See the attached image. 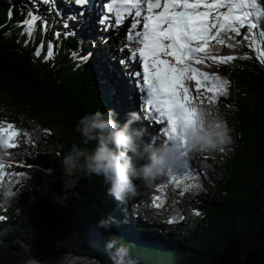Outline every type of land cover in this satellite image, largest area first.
<instances>
[{"label":"trees","instance_id":"trees-1","mask_svg":"<svg viewBox=\"0 0 264 264\" xmlns=\"http://www.w3.org/2000/svg\"><path fill=\"white\" fill-rule=\"evenodd\" d=\"M32 4L0 0V122L19 130L12 140L15 148H1L0 186L21 191L10 207H0L5 216L0 220V264L65 251L114 264L112 251L105 248L110 239L127 250L122 264H264V64L256 59L264 51V37L254 33L253 43L241 33L225 37L224 45L211 41L218 55L234 59L215 64L205 57V64L193 63L228 81L225 97L203 105L220 113L232 129L233 142L223 152L201 150L182 157L177 172L148 184L137 182L136 195L124 205L106 196L98 177L81 179L75 189L79 197L69 195L59 205L52 195L61 192L58 158L78 138L73 130L78 116L113 107L92 57L79 59L84 55L82 28L60 32L68 17L50 12L47 4L29 35L21 21L29 19ZM49 41L53 52L43 61ZM125 41L119 40L123 47ZM37 46L39 57L34 55ZM187 84L197 95L195 82ZM138 111L143 118L152 115L143 100ZM146 121L145 139L165 142L154 120ZM185 163L191 171L181 175ZM154 196L162 202L160 209L153 207ZM102 216L113 217L107 231L96 227ZM127 226L134 228L133 235Z\"/></svg>","mask_w":264,"mask_h":264},{"label":"snow or ice","instance_id":"snow-or-ice-1","mask_svg":"<svg viewBox=\"0 0 264 264\" xmlns=\"http://www.w3.org/2000/svg\"><path fill=\"white\" fill-rule=\"evenodd\" d=\"M91 3L92 0H74V4L81 8L80 16ZM119 4L121 10L115 24L107 15H101L98 28L102 32L115 34L125 22V14L131 18L127 40L134 41L139 47L131 52L128 59L134 60L136 52L139 53V68L143 70L142 83L139 71L127 75L129 79L135 78L136 87L146 94L144 109L152 115H145L144 119L154 120L166 137L165 142H179L182 127L195 119L197 102L202 107L205 102L212 105L216 103L217 97L227 95L226 79L215 73L200 71L193 67V63L205 64V57L215 64H227L234 59L233 56L218 55L210 44L211 41L224 45L225 37H239L244 29L248 33L243 36L245 40L251 36L254 43L257 39L254 34L256 32L259 37H264V30H261L264 25V0H211L210 3L208 0H162V3L161 0H119ZM103 9L105 13L112 11L109 4H103ZM56 14L61 15L59 12ZM28 17L21 23L27 26L30 35L36 16L29 12ZM141 17L143 28L134 32L141 23ZM76 19L77 16L72 15L64 21L65 35L68 21ZM102 40L106 42L107 37ZM25 43L28 41L25 40ZM92 46H95V41H92ZM228 46L232 47L231 44ZM53 48V42L49 41L43 61L49 60ZM118 50L123 54L125 48ZM34 55L41 56L40 46H37ZM79 59L87 62L88 55H80ZM256 59L264 64V51L257 52ZM120 63L125 65L126 61L121 59ZM188 81L195 82L197 95L190 92ZM202 91L205 95L200 94ZM150 98H154L155 102ZM2 125L3 122H0V133L5 136L4 145L11 150L15 148L11 141L19 134V130L11 123L7 124V130ZM47 131L45 129L46 133ZM220 151L223 152L224 149L221 148ZM184 167L186 171L181 175L191 171L187 170V163ZM161 206L162 202L154 196L153 207L160 209ZM195 214L200 215L198 211ZM3 219L5 216L0 215V220ZM183 219L181 216L180 220ZM168 223L172 224L173 221L169 219Z\"/></svg>","mask_w":264,"mask_h":264},{"label":"clouds","instance_id":"clouds-1","mask_svg":"<svg viewBox=\"0 0 264 264\" xmlns=\"http://www.w3.org/2000/svg\"><path fill=\"white\" fill-rule=\"evenodd\" d=\"M195 109V119L182 127L180 141L161 143L145 139L146 130L136 110L126 111L122 120L111 107L84 111L74 124L78 138L58 158L61 192L52 194L54 201L61 205L69 195L78 198L75 189L80 180L98 177L106 196L124 205L136 195L137 182L148 184L162 174H173L182 157L201 150H218L233 142L232 129L220 113L200 105ZM20 193L11 185L0 186V207H10ZM112 223L113 217L102 216L96 220V227L107 231ZM105 248L112 251L114 264H122L126 249L111 239ZM26 264L42 262L32 256ZM51 264H79V258L65 251Z\"/></svg>","mask_w":264,"mask_h":264},{"label":"water","instance_id":"water-1","mask_svg":"<svg viewBox=\"0 0 264 264\" xmlns=\"http://www.w3.org/2000/svg\"><path fill=\"white\" fill-rule=\"evenodd\" d=\"M114 42L116 43V41H114ZM71 253H73V252H71ZM73 254H75V253H73ZM61 255H62V253L52 254L49 258H45V259H42L40 261L41 262L49 261V260L53 259L54 257L61 256ZM75 255L79 259L87 261V263H85V264H103V262L100 259H98L95 256L89 255V254H75Z\"/></svg>","mask_w":264,"mask_h":264},{"label":"rangeland","instance_id":"rangeland-1","mask_svg":"<svg viewBox=\"0 0 264 264\" xmlns=\"http://www.w3.org/2000/svg\"><path fill=\"white\" fill-rule=\"evenodd\" d=\"M35 2L36 1H41V0H34ZM42 3V5H44V3L46 2V0H42L41 1ZM209 3L211 2V1H208ZM223 10H225L226 11V9H223ZM30 12H32L36 17L38 16V14H37V8H31V10H30ZM123 26H125V23H123L122 24ZM135 31H137V29L136 30H134V32ZM60 32H62V33H64L65 31H60ZM244 35H248V33H247V30L246 29H244V30H242V36H244ZM111 46V45H110ZM139 47V45L137 44V48ZM113 48H114V46H113ZM136 53H138V52H136ZM137 55V54H136ZM163 58V57H162ZM134 65H136L135 64V62H134ZM142 80H143V75H142ZM105 93L107 94V91L105 90ZM128 110H131V109H126L125 111H124V113L126 112V111H128ZM134 110V109H133ZM123 116V115H122ZM0 160H1V152H0ZM30 258H28L27 260H29ZM27 260H25V261H23L21 264H26V261ZM38 260V259H37Z\"/></svg>","mask_w":264,"mask_h":264},{"label":"bare ground","instance_id":"bare-ground-1","mask_svg":"<svg viewBox=\"0 0 264 264\" xmlns=\"http://www.w3.org/2000/svg\"><path fill=\"white\" fill-rule=\"evenodd\" d=\"M136 54H137V53H136ZM137 57H139V54H137ZM131 110H133V109H131ZM123 114H124V112L122 113V115H123ZM58 257H60V256L54 257L53 259L58 258ZM53 259H51V260H49V261H43L42 264H45V262H46V264H51V261H52ZM38 261H40V260H38ZM85 263H87V261L79 259V264H85Z\"/></svg>","mask_w":264,"mask_h":264}]
</instances>
